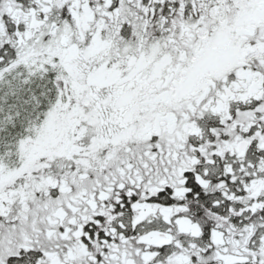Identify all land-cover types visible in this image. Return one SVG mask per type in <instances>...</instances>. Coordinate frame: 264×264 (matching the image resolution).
<instances>
[{"label": "snow or ice", "instance_id": "obj_1", "mask_svg": "<svg viewBox=\"0 0 264 264\" xmlns=\"http://www.w3.org/2000/svg\"><path fill=\"white\" fill-rule=\"evenodd\" d=\"M0 264H264V0H0Z\"/></svg>", "mask_w": 264, "mask_h": 264}]
</instances>
